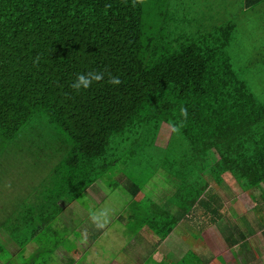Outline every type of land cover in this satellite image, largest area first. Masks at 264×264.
Returning a JSON list of instances; mask_svg holds the SVG:
<instances>
[{"label": "trees", "instance_id": "1", "mask_svg": "<svg viewBox=\"0 0 264 264\" xmlns=\"http://www.w3.org/2000/svg\"><path fill=\"white\" fill-rule=\"evenodd\" d=\"M216 1L143 0L132 7V0H0V150L24 139L22 130L36 114L46 119L52 135L70 143V155L58 159L57 170L64 175L54 179L56 190L41 191L46 180L36 181L50 202L14 208L0 224L20 248L35 240L34 254L43 258L47 251L48 259L58 243L45 248L42 237L54 234L49 229L65 207L63 198L68 204L81 200L106 173L114 179L122 173L128 176L126 166L144 157L150 156L147 162L152 164L155 150L165 153L160 161L165 171L181 180L175 199L180 197L188 209L199 201L210 213L208 226L223 217L225 205L207 176L215 185L229 177L251 195L258 192L255 201L261 206L264 86L245 75L250 64L236 66L225 52L242 19L237 13L213 27L217 35L198 36L183 28L187 18L181 6L203 8ZM238 3L244 9L241 14L249 8L247 14L256 15L262 13L256 7L264 0ZM148 8L154 14L149 19ZM190 15L198 21L192 10ZM147 26L153 28L152 35L146 34ZM88 71L105 72L104 80L79 92L72 89L77 74ZM108 72L122 83L108 84ZM181 106L188 109L183 128L172 132L166 146L157 144L162 124L178 121ZM212 150L218 154L215 159ZM4 157L1 151L0 165ZM144 183H133L129 191L140 193ZM235 207L246 211L240 200ZM169 215L160 212L156 217L176 223ZM144 216L130 215L134 232L144 224L161 237L171 231L169 223L152 221L150 213Z\"/></svg>", "mask_w": 264, "mask_h": 264}, {"label": "rangeland", "instance_id": "2", "mask_svg": "<svg viewBox=\"0 0 264 264\" xmlns=\"http://www.w3.org/2000/svg\"><path fill=\"white\" fill-rule=\"evenodd\" d=\"M198 1L200 2L201 0ZM204 2L205 1H202L201 3ZM190 7L193 13L198 16V21H192L190 19L191 16L195 18V16L190 15ZM193 7L195 6L184 4L181 6L180 11L181 14L187 18L183 28L190 34L198 36L209 32L217 35L216 29L213 30V27L226 24L227 20L239 13V19H242L240 20L241 23L238 29L235 30L234 38L229 46L226 47L225 52L229 56L231 62L236 66L243 67L245 64H250V66L245 69V75L249 80L260 84L259 87L264 86V5L256 7L257 11L259 9L262 10L261 14L259 13L256 15L251 12L250 14H247V12L241 14L244 9L238 3V0H218L209 7L201 8L196 6L195 8L198 10ZM148 11L149 17L147 19L154 16L150 8H148ZM250 17L252 18L250 19ZM153 20L154 18L152 22ZM146 30V34H153L154 30L152 27L147 26ZM146 123V125H148L150 121ZM164 125L165 124L162 126ZM52 132L53 129L47 127L46 119L41 120V117L36 114L32 120L27 122L22 130L24 139L19 138L11 143L8 142L6 148L0 150V152L3 151L5 154L4 163L0 165V224H2L8 212L11 214V210H15L16 208L20 209L22 206L34 205L41 200H45L46 203L50 202L47 198H44V196H46L45 194L40 193L36 181L40 178L46 180L43 185H40L41 191H50L52 189L55 191L56 185L54 179H59L61 175H64L62 169L57 170L58 159L60 157L67 158L70 155V150H68L70 143L66 142V137L61 136V139L58 140L52 135ZM171 133L172 127L164 126L160 131L157 144L166 146ZM146 137L148 139H145V141L148 144L151 134L148 133ZM20 140H22V142H20ZM60 146H62L63 149L60 150ZM28 147L32 149L29 153L27 151ZM210 152L212 158L215 159L218 157L215 150ZM164 154L165 153L160 150H155V153L151 156V159L154 160L152 164L147 162L149 156L144 157L142 160L138 161L137 164L135 163L129 168L126 166L125 173L128 174V177L125 176L126 182H117L116 177L114 179L113 176H108L109 172L95 181L93 189L89 191L91 195L85 194L81 200H78V205L76 204L77 207L74 208V206H71V208L67 206V209L64 210L66 211L64 214L68 215L69 219L63 222L58 216L56 222L53 223V229H49V231H54V234L47 232V235L42 237L44 242L47 243L45 248H50L54 243H60L70 250H75L77 247L78 250L81 251L79 252L80 261L77 262L78 264H110L112 261L122 264V260L126 261L127 259L128 261L131 258L130 255L136 250L138 243L142 240L146 241V239H144L145 236H140V238L137 239L138 243L135 244L133 241L135 239L133 223L131 222L128 224L129 220L126 214V206H118L122 208L123 214L116 220L119 213L116 214L114 208L117 210L118 207H115L113 203L118 201L120 197L123 198L125 195L129 196L127 193V189L129 188L127 187L131 182L136 180L138 182H144L147 179V181H152L157 175L155 168L159 165L157 170L162 174L158 176L156 183L158 182L160 187H163L162 177L165 176L163 174L167 172L164 166L166 164L160 161L161 157H164ZM38 157L40 161L36 160ZM44 165H46L47 168H45ZM32 167H34V169H32ZM40 167L45 168L46 171H42ZM65 167V170H68L66 163ZM152 173L154 174L150 177ZM207 177L211 181V185L216 187L217 191H215L222 196L221 200L223 199L222 201L225 205L223 217L217 222L220 229L219 231L222 232L223 238L231 244L233 249L238 248L237 250H241L236 253L238 255V261L236 259L238 262L237 264H262L260 260H258L259 263H256V261H254L255 258L254 260L252 259L251 255L253 252L250 251L251 244L255 245L257 248L260 244L261 247L258 251L260 255L264 254V202H261V207L263 209H256L257 203L255 197L259 195L258 192L253 191L251 195L249 192L242 190L235 180L228 177L224 182V186H227L228 190L224 193L222 187L215 185L213 180L209 176ZM167 179L169 180V178L166 177V183ZM262 186L264 189V184ZM118 191L121 193L120 196ZM111 198L114 202L111 201ZM105 199L107 200L106 206L102 205ZM90 200H92L91 209H95L97 212L101 209L107 210V217H100L99 223L104 225V223L109 224L110 222L111 225L109 228H107V226H103V229L96 227L89 217V212L84 211L85 204ZM122 200L123 202L125 201L124 198ZM236 200H240L245 205V212L240 213L232 207V204ZM145 201L146 198H142V200L138 199L136 205L142 209L140 203L143 204ZM62 205L66 207L64 198ZM236 229L240 231L236 232ZM1 233H3L2 230H0V235ZM207 233L210 234L209 232ZM139 234H141V232H139L138 235ZM241 234L244 235L243 238ZM9 238L10 236L8 234H6L4 239L0 236V258L4 262L10 264H20L21 256L16 257L12 254L11 247L13 248L14 244L12 241L8 240ZM223 238L217 239L218 250L225 249V245L222 242ZM207 239H209V237H207ZM93 242L94 244H92L91 247V243ZM83 244L87 247L85 253L82 251L85 246H82ZM206 249L205 253L201 254V257L206 261L197 262L194 260L195 257L191 256L188 261L182 260V262H177V260L174 259L169 260L165 257L163 258V256L158 253L159 251H150L151 247L148 246V254L145 252L137 254V262L135 261V264H206V262H209L214 256H217L216 262L224 263L221 252L216 254V252H212L208 250V248ZM12 251L14 250L12 249ZM46 255L47 251L43 252V258L36 256L34 253L31 255L29 253L24 264H48L42 263ZM133 256L136 257L135 254H133ZM72 257L75 258L76 255L73 253ZM133 263L134 262L130 261L127 262V264ZM229 264H231V262Z\"/></svg>", "mask_w": 264, "mask_h": 264}, {"label": "crops", "instance_id": "3", "mask_svg": "<svg viewBox=\"0 0 264 264\" xmlns=\"http://www.w3.org/2000/svg\"><path fill=\"white\" fill-rule=\"evenodd\" d=\"M262 5H264V3H262ZM247 12H249V8L247 9ZM163 124H165L164 126L171 127V125L167 122H165ZM164 126L161 127V130L163 129ZM160 131H159V134H160ZM171 135H172V133H171ZM158 137H159V135H158ZM157 141L158 140H156V143H157ZM168 141H167V143H168ZM158 172L159 171L157 170L156 171L157 175L154 177V179L152 181H147L148 179L146 181H144L145 183L141 189V192L136 194V195L132 194L129 191V189H127V188H129L130 186H133V183L137 182V180L131 182V184H129V186L127 188L124 186L127 189V193L129 194V196L125 195L123 197L125 199L124 202L122 200L123 198L120 197V199H118V201H116L113 204L115 207H118L121 205L126 206V209H127L126 214L128 215L127 216L128 220H129V217L132 213L133 214L141 213L142 217H145L144 215H146L147 213H150L151 215H153L155 217L152 221L157 220L160 222V224L164 225V223L170 222V218L163 219V218H158L156 216L160 212H167L170 214L169 216L173 215L174 217H176L177 222L174 224H170L171 222L169 223L170 226H168V227H170L172 229L168 233V235L165 237H161L160 234L157 235L154 231L149 230L150 227L147 224H144L143 227H139V230L137 232H134L135 239L133 241L135 242V244L138 243L137 239H139L140 236H145L144 239H146V241L142 240L138 243L136 250L133 253V254H135L136 257H134L133 254H131L130 255L131 258L128 261L134 262L133 264H135V261L137 262V254H142L143 252L147 253L148 246H150L151 247L150 251H152V252H154L155 250L159 251L158 253L161 254L163 256V258L165 257L166 259H169V260L174 259V260H177V262H182V260H185L187 257H191V256H194L195 257L194 260L197 262L206 261L201 257V254L205 253V251L207 250L206 248H208V250H210L212 252L214 251V252H216V254L217 253L219 254V252L222 253L221 254L222 259L225 262L222 264H229L230 262H231V264H237L238 263L237 262L238 261V259H237L238 255L236 253H237V251L240 252L241 250H237L238 248L233 249L231 247V244L223 238V234L221 231H219L220 229H219V225L217 223L212 225V226L207 225L208 217H209L210 213L207 212L206 208L204 206H201V203H199V201H198L197 204L192 209H188L186 207V205H183L184 203L179 201L180 197L175 199L176 194H177L178 189H179L180 184H181V180L172 174L166 173V174H163L165 176L162 177V185L165 188L160 187V184L158 182L156 183V179L162 173L161 172L158 173ZM125 176H127V175H125L123 173L121 175L117 176L116 177L117 182L118 181H125L126 182ZM166 177L169 178V180L167 179V183H166ZM94 184L95 183H93L92 185H90L87 188V190L84 192V196H85V194L91 195L89 191L93 189ZM217 186H219V185H217ZM220 187H222L224 193L227 192V190H228L227 186H224V184H223ZM215 189H216V187H215ZM118 194H119V196L121 195V193L119 191H118ZM93 195H92V199H93ZM204 195L202 197H205ZM142 198H146V201L143 204L140 203V207L143 210L140 209L138 205H136L137 200L138 199L142 200ZM170 198L174 199L175 201L171 202ZM220 198H222L221 195H220ZM111 201L114 202L112 198H111ZM236 201L232 204V207L235 209H236V207H235ZM77 202H78V200L68 204L67 201H65L66 207H64V209L59 214V218L61 219V221L66 222L69 219L68 215L64 214L66 212L64 210L67 209V206H69V207L74 206V208H75L78 205ZM106 203H107V200L105 199V201L102 203V205L106 206L107 205ZM99 206H101V205H99ZM166 206L168 209L167 211L164 210V208ZM91 207H92V200H90L89 202H87L85 204V206H84L85 210L84 211L89 212V209H91ZM259 208L263 209L261 206L258 207L256 205V209H259ZM93 210H95V209H93ZM114 212L116 214L119 213L116 220L118 218H120L121 215L123 214L122 208H120V207H118L117 210H115V208H114ZM130 218H133V217H130ZM136 223H138V222L136 221ZM110 225H111L110 222H109V224L104 223V226H107V228H109ZM102 229H103V227H102ZM1 230L3 231V233H1L0 236L3 237V239L5 238L6 234H8L10 236V238L8 240L12 241L14 244V247L13 248L11 247V252L16 257L21 256V263L20 264L25 263L26 257L29 256V253L31 255L37 250L38 243L35 240L29 242L27 244V246L24 249H22V248H20V245H18L14 242L11 235L4 228H1ZM208 230H210V231H208ZM139 232H141V234L138 235ZM207 232H209L213 238L211 236H209V239H207V237H206ZM241 235L240 236L243 238L244 235L243 234H241ZM221 237L223 238L222 242L225 245L224 250H218L217 249L218 248V246H217L218 240L217 239H220ZM92 244H94V242L91 243V247H92ZM84 245L85 244H83L82 246H84ZM212 246H214V247H212ZM260 247H261L260 244H259L258 248L253 244L250 245V251L253 252L251 257L253 260L255 258L254 261H256V263H259L258 260H260L262 262V264H264V254L260 255V253L258 251V249ZM12 249L14 251H12ZM79 249H80V246H79ZM86 250H87V247L85 245L82 251H84V253H85ZM234 251H235V253H234ZM79 252H81V251H79L77 247L75 250H70L68 247L58 243V246L56 247L55 251L51 254V256L48 259L43 260L42 263L78 264L77 262L80 261ZM54 253H55V255H54ZM73 253H74V255H76L75 258L72 257ZM260 256H261V258H260ZM175 258H177V259H175ZM236 259H237V261H236ZM216 260H217V256L216 257L214 256L211 260H209V262H206V264H213L214 262H216ZM128 261H127V259H126V261L122 260V264H127ZM0 264H10V263L4 262L0 258ZM110 264H120V263H116L115 261H112Z\"/></svg>", "mask_w": 264, "mask_h": 264}, {"label": "clouds", "instance_id": "4", "mask_svg": "<svg viewBox=\"0 0 264 264\" xmlns=\"http://www.w3.org/2000/svg\"><path fill=\"white\" fill-rule=\"evenodd\" d=\"M143 0H132V7H135L137 4H142ZM39 61V56L36 57L34 63ZM105 72L100 71H88L86 73L77 74L74 82L70 85L72 89L79 92L81 89H88L94 82H100L104 80ZM107 83L113 86H119L122 81L118 76L112 75L110 72L107 73ZM179 117L180 119L176 122H173L171 127L174 133H179L183 128L187 117H188V109L184 106L179 108ZM107 217V210L101 209L99 212L93 209H89V217L93 224L102 228L104 225L99 223L100 217Z\"/></svg>", "mask_w": 264, "mask_h": 264}]
</instances>
